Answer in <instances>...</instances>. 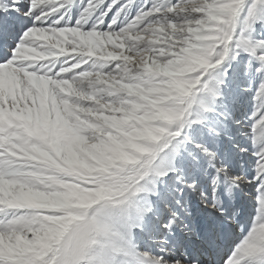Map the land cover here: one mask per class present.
I'll return each instance as SVG.
<instances>
[{"label":"snow or ice","instance_id":"snow-or-ice-1","mask_svg":"<svg viewBox=\"0 0 264 264\" xmlns=\"http://www.w3.org/2000/svg\"><path fill=\"white\" fill-rule=\"evenodd\" d=\"M0 264H264V0H0Z\"/></svg>","mask_w":264,"mask_h":264}]
</instances>
